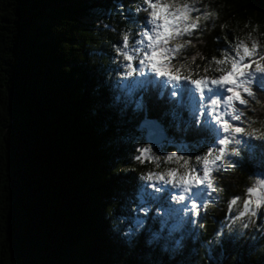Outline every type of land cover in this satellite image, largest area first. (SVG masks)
<instances>
[{
  "label": "trees",
  "instance_id": "trees-1",
  "mask_svg": "<svg viewBox=\"0 0 264 264\" xmlns=\"http://www.w3.org/2000/svg\"><path fill=\"white\" fill-rule=\"evenodd\" d=\"M195 7L193 16L216 18L199 22L195 47L174 65L196 57L188 70L207 67L211 77L212 59L249 35L264 51V0ZM145 8L143 0H0V264H264V211L254 225L236 220L250 177L264 175V141L235 146L240 156L227 157L235 167L213 174L223 192L198 199L211 205L199 216L191 200H172L176 187L139 179L179 168L171 152L196 165L209 143L194 127L191 85L151 72L124 78L117 49L137 55L140 33L153 28ZM253 90L260 103L249 104L243 126L256 120L261 129L264 92ZM146 119L166 128L164 145L146 143ZM235 197L238 211L229 208Z\"/></svg>",
  "mask_w": 264,
  "mask_h": 264
},
{
  "label": "snow or ice",
  "instance_id": "snow-or-ice-1",
  "mask_svg": "<svg viewBox=\"0 0 264 264\" xmlns=\"http://www.w3.org/2000/svg\"><path fill=\"white\" fill-rule=\"evenodd\" d=\"M146 3L151 10L148 16L156 21L155 34L153 31L151 33L143 31L141 36L144 39L137 42L134 51L140 57L138 67L148 64L160 52L164 53L165 63L171 71L168 74L161 73L159 77L167 78L169 82L176 85L186 81L192 86L194 94L198 97L192 111L194 127L197 131L203 130L209 140L204 153L195 156L196 165H192L191 157L171 152L166 159L175 160L179 168L169 169L159 174L153 181L180 188L181 191L173 199L182 202L191 200V212L199 216L200 208L207 210L211 205L208 202L198 203V199L205 195L211 197L213 193L218 194L217 189H222L215 186L213 174L220 171L221 165L228 160L227 157H237L233 148L229 150L230 145L235 140H241L238 137L264 141V128L253 127L257 123L256 120H252L247 127L243 126L249 104L251 102L260 103L256 91L253 90V85L257 86L258 91L264 92V51L259 50L260 45L257 40L249 35L245 39H238L235 43H231L230 50L221 53L223 58L214 57L212 59L211 63L215 65L213 70L215 75L211 77L207 75V67H205V75L188 70L189 65L195 63L196 57H193L191 61L184 57L186 63L176 66L173 61L180 58L189 46H193L191 38L199 28L200 18L192 14L197 11L192 6L191 0L182 4V25L167 30L166 35H160L163 30L157 19L156 0L155 2L146 0ZM145 41V46L139 47ZM122 43L124 49H128L129 36H123ZM117 55L123 57L126 65L131 64L133 69L138 68L134 64L137 55L129 51H117ZM134 76L133 72L129 78H134ZM192 94L190 91L186 92V95ZM171 95L177 97L179 92L173 90ZM205 117L207 119H204ZM231 163L235 165L234 161ZM201 189H207V192ZM154 190L157 191V189ZM246 194L251 198L243 201V210L236 217L237 220L257 217L261 211H264V197L254 199L253 193L247 190ZM236 198L229 201V208L238 205L239 200ZM185 207L188 205L185 204Z\"/></svg>",
  "mask_w": 264,
  "mask_h": 264
},
{
  "label": "clouds",
  "instance_id": "clouds-1",
  "mask_svg": "<svg viewBox=\"0 0 264 264\" xmlns=\"http://www.w3.org/2000/svg\"><path fill=\"white\" fill-rule=\"evenodd\" d=\"M186 2H189V0H156L157 19L159 21L160 28L163 30L160 33V35H166L167 30H169L175 26L182 25V23H183V9H182L181 5L186 3ZM191 3H192V6L196 9V11L199 12L200 9L195 7V5L198 3V0H191ZM143 4L147 5L146 0H143ZM205 8H207V5H205ZM148 9L149 8L147 6V8H145L144 11L147 12V14L149 15ZM139 11H140V9H139ZM198 17L200 18V21L208 20L210 17L215 19L216 13L215 12L208 13L206 11L203 16L198 15ZM148 23L150 25H153V33L155 34V23H156V21L152 20L150 17V19L148 20ZM142 33H143V31L140 33V35H142ZM193 47H195V46L193 45ZM117 51L123 52L120 49H117ZM139 58H140L139 54H137V59H139ZM149 65H154V66H149ZM122 66L124 67V73H123L124 78L130 77L133 74V72L135 73V76H137V77H146L148 72L156 73L155 76L157 78H159V74H161V73L168 74L171 71V69H169V67L165 63L163 52H160L158 55H156L153 58V60L148 62V64L142 65L136 69H133L131 67V64L122 65ZM92 114L95 115V111H93ZM261 126L264 127V123H262ZM241 144H242V140H235L234 141L235 146H240ZM137 150L139 151L140 149H137ZM148 150L150 151V149H148ZM233 151H235L237 153V157L240 156V151L238 150V147H233ZM138 159H139V157H138ZM161 159H162V157H160V156L155 157V160H157V161H159ZM224 165H227V167L230 169L235 167V165L232 164L231 161H229V160L224 161V163L221 165V167H223ZM158 175L159 174L151 175V174L145 173V174L140 175L139 179L142 181L151 182L153 180H156V177ZM250 182H251V186L246 190L253 193V198L259 199L261 197H264V178H261L259 176L250 177ZM156 183L159 184L160 182L157 181ZM164 184H166V183H164ZM149 186L153 187L154 185L150 184ZM155 189H157V191H155L156 193H161L163 190L161 187H155ZM217 192H218V194L222 193L223 189H217ZM175 196H172V200H174L173 197H175ZM236 199L239 200L240 198L237 197ZM177 202H182V201H177ZM220 203H221V200L217 199L216 204L218 205ZM230 209H232V207ZM232 210L238 211V209H232ZM146 211H147V209H146ZM146 211H145V214H146ZM252 218L253 217H249V223L254 225L255 221ZM237 221H239V220H237ZM193 223H195V222H193ZM249 223H242L241 233H242V230L244 228L249 227ZM141 227H142V225H141ZM200 227L203 228L204 225L201 224ZM113 230L116 231L117 229L113 228ZM137 231H139V229H137ZM130 233H131V229H128L127 231H125L123 233V235L129 236Z\"/></svg>",
  "mask_w": 264,
  "mask_h": 264
},
{
  "label": "water",
  "instance_id": "water-1",
  "mask_svg": "<svg viewBox=\"0 0 264 264\" xmlns=\"http://www.w3.org/2000/svg\"><path fill=\"white\" fill-rule=\"evenodd\" d=\"M145 130V141L148 145L160 147L169 139L166 128L156 119H146L140 126V131Z\"/></svg>",
  "mask_w": 264,
  "mask_h": 264
},
{
  "label": "rangeland",
  "instance_id": "rangeland-1",
  "mask_svg": "<svg viewBox=\"0 0 264 264\" xmlns=\"http://www.w3.org/2000/svg\"><path fill=\"white\" fill-rule=\"evenodd\" d=\"M152 31H153V28H152ZM239 139H241L242 140V144L241 145H243L245 142H247L249 139L248 138H246V137H238ZM240 145V146H241ZM230 147H235V145H234V142H233V144L232 145H230ZM149 153V151H146V153L145 154H148ZM261 178H264V175H262L261 176ZM153 183H154V181H152ZM177 188V192L179 193L180 191H181V189L180 188H178V187H176ZM184 204V203H183ZM188 205V204H187Z\"/></svg>",
  "mask_w": 264,
  "mask_h": 264
}]
</instances>
